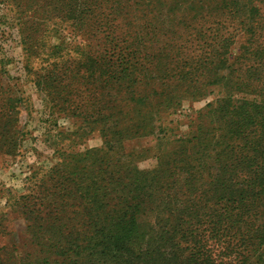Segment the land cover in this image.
<instances>
[{
    "label": "trees",
    "instance_id": "16d2710c",
    "mask_svg": "<svg viewBox=\"0 0 264 264\" xmlns=\"http://www.w3.org/2000/svg\"><path fill=\"white\" fill-rule=\"evenodd\" d=\"M8 1L26 56L40 59L54 107L69 110L78 125L58 133L57 161L34 171L32 189L22 197L29 248L0 244V264H244L246 252L256 249L252 236L262 232L230 218L241 211L233 203L245 199L250 185L237 163L258 145L237 140L258 128L246 133L250 124L264 127V0ZM190 15L200 22L197 45L167 29ZM61 24L72 27L77 56L65 51ZM138 32L140 39L131 37ZM54 35L58 42L49 45ZM237 37L240 49L233 54ZM222 84L224 95L208 105L209 112H229L225 126L205 132L200 109L193 137H158L156 165L139 168L153 147L126 143L158 126L159 132L156 116ZM9 101L14 105L0 115V140L10 139L5 130L14 126L10 114L19 99ZM93 130L102 132L103 145L80 150ZM21 139L16 134L0 146L15 151ZM255 181L264 185V177ZM202 184L212 188L205 211L174 197Z\"/></svg>",
    "mask_w": 264,
    "mask_h": 264
},
{
    "label": "rangeland",
    "instance_id": "374dc122",
    "mask_svg": "<svg viewBox=\"0 0 264 264\" xmlns=\"http://www.w3.org/2000/svg\"><path fill=\"white\" fill-rule=\"evenodd\" d=\"M128 2V0H123ZM128 6L125 7V9ZM187 7V6H183ZM181 7V8H183ZM122 15L124 11H121ZM194 15L185 17L184 24H180L177 21L169 23L167 29L169 31L176 30V34L187 35L189 39L187 43L190 45H197L199 42V27L200 22ZM26 26V25H25ZM55 23H52L50 27H54ZM59 29L65 38L63 45L66 47L65 51H71L72 56H77L78 52L72 48L78 39L75 40L71 31L72 27L69 24H61ZM141 29V28H136ZM20 20L14 15L11 2L8 0H0V115L3 110H8L9 107H13L9 98L19 99L16 102L15 111L16 114L10 119L12 120V129L8 131L5 137H11L10 139H4L1 135L0 143L9 142L12 140L13 135H20L21 146L15 151L11 146L4 144L0 146V216H4L2 227L0 228V244H6L8 246H17L22 251L26 250L30 246V237L27 232V225L29 221L22 213L23 210V196L32 189V174L38 167L49 169L56 161L55 146L54 143L58 139L57 135L61 131H68L75 129L77 123H74L76 118L70 116L69 110L64 111L61 108L54 107V101H51V96L48 90H46V84L42 80L44 71H40V59L32 60L26 55L28 52L24 49L25 42L22 39L20 31ZM146 33V32H145ZM172 34V33H171ZM142 32L133 33L131 37L140 39ZM177 35H172L174 39H181ZM52 36L48 41L49 45L57 43L58 41ZM147 38L150 35H146ZM154 39V38H153ZM240 39L237 37L232 45V52L235 54L240 49ZM34 46V44H31ZM29 53H31L29 51ZM41 79V80H40ZM226 84H222L221 88H215L214 91L209 92L204 98L185 99L177 112L172 114L162 115V119L155 117V124L159 125L162 129L159 130L156 127L154 134H146L142 137L134 140L133 142H127L129 146L137 147H150L152 151L148 157H144L138 160L137 164L141 169H152L157 163V159L154 156L156 147L154 144L158 137L176 138L179 136L187 135L193 137L196 134L197 124L199 121L195 119L196 112L203 109V113L206 115L203 118V122L200 124L202 129L211 131L213 126L222 127L225 126L226 116L229 112L215 110L210 111L212 106L208 103L216 100L224 95V89ZM236 96L242 95V88L236 89ZM257 96L256 94H254ZM21 99V101H20ZM67 103L66 105H68ZM223 105V102L220 103ZM53 105V107H52ZM18 111V112H17ZM209 112V113H208ZM72 115V114H71ZM162 122V123H160ZM244 125L249 121H244ZM258 127L256 130L251 131ZM264 127L256 124H250L247 132L250 134L246 138L239 136L237 142L246 144V141H256L258 145L252 147V150L247 153L244 163H237L238 174L244 176V187L248 190V195L242 202L236 201L233 203L234 209L242 208L239 214L230 218L234 223L248 224L252 230H260L261 235H253L252 240L256 249L247 251L244 258V264H264V185H261L260 181H255L257 176L264 177V135L260 131ZM16 129V132L14 129ZM20 129V130H19ZM200 134H203L202 131ZM6 140V141H4ZM104 136L99 130H93L89 132L84 142L78 147L80 150H86L91 148L100 147L103 145ZM258 149L257 156L254 154V149ZM173 192H171L172 194ZM212 194V188L205 187H190L182 192L174 194V197L178 199H185L189 201V205H196L198 203L204 211L211 205L209 197ZM16 206L13 208V205ZM158 204V200H157ZM156 209V208H155ZM19 210V211H18ZM20 212V213H19ZM155 213V211H154ZM207 224L210 218L207 216L203 219ZM29 237V238H28ZM236 239L235 241H238ZM242 242V241H240ZM237 261V260H234Z\"/></svg>",
    "mask_w": 264,
    "mask_h": 264
}]
</instances>
